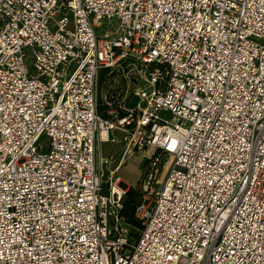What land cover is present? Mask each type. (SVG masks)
Listing matches in <instances>:
<instances>
[{
  "label": "built area",
  "instance_id": "1",
  "mask_svg": "<svg viewBox=\"0 0 264 264\" xmlns=\"http://www.w3.org/2000/svg\"><path fill=\"white\" fill-rule=\"evenodd\" d=\"M0 264H264V0H0Z\"/></svg>",
  "mask_w": 264,
  "mask_h": 264
},
{
  "label": "rangeland",
  "instance_id": "2",
  "mask_svg": "<svg viewBox=\"0 0 264 264\" xmlns=\"http://www.w3.org/2000/svg\"><path fill=\"white\" fill-rule=\"evenodd\" d=\"M127 90V82L124 79L122 73H114L110 76H107L102 83L99 79L97 91L99 108L103 109V106L106 105V97L109 98L110 96H114L115 99H121V97L127 92ZM115 136L117 143L107 142L100 143L98 145L97 158L98 164L101 167L103 166V164L108 163L111 164L112 169H114L121 159L122 146L120 143H118L120 135L115 134ZM147 161V157L144 156V153H136L132 155V157L130 156L126 159L124 166L118 172V176L121 177L122 182L127 185V191L122 198V202L125 203L129 196L133 197L136 203L140 201L138 189L134 188H138L137 186ZM172 164L173 158L171 156H168L163 163L162 172L165 174L172 167ZM130 233L132 234V237L136 239L137 235L139 234V230L131 228Z\"/></svg>",
  "mask_w": 264,
  "mask_h": 264
},
{
  "label": "trees",
  "instance_id": "3",
  "mask_svg": "<svg viewBox=\"0 0 264 264\" xmlns=\"http://www.w3.org/2000/svg\"><path fill=\"white\" fill-rule=\"evenodd\" d=\"M107 73H108L107 71L102 72V74L100 76L101 78H99L101 83L104 81ZM106 109H107V106L104 105L103 109L100 108L99 111L103 114ZM104 117H106L105 114H104ZM131 191H133V190H131ZM138 192H139V198H140V201H141L142 194H141L139 189H138ZM140 201L138 203H136L134 201L133 197L129 196L127 201H125V203L123 204V208H122V211H121V215H122V217H124L126 223L128 225H130L131 228H135V229H137L139 231L141 230V224L139 223V221H137V219L135 217V211H136V208L139 205ZM131 236H132V234H131Z\"/></svg>",
  "mask_w": 264,
  "mask_h": 264
},
{
  "label": "water",
  "instance_id": "4",
  "mask_svg": "<svg viewBox=\"0 0 264 264\" xmlns=\"http://www.w3.org/2000/svg\"><path fill=\"white\" fill-rule=\"evenodd\" d=\"M131 97H132V101L127 104V108L129 110H134L137 107V105L139 104L140 99H139V97L135 96L134 94L131 95ZM102 170H103V178H102V180L104 182H106L107 179H108V176H109V171H108L107 164H103ZM122 186H123V188L127 187V185L124 184V183L122 184Z\"/></svg>",
  "mask_w": 264,
  "mask_h": 264
}]
</instances>
